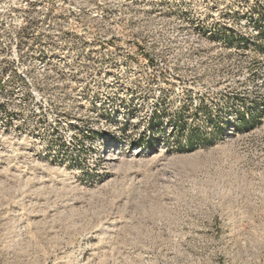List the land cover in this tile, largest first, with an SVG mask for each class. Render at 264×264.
Returning <instances> with one entry per match:
<instances>
[{"label":"rangeland","instance_id":"rangeland-1","mask_svg":"<svg viewBox=\"0 0 264 264\" xmlns=\"http://www.w3.org/2000/svg\"><path fill=\"white\" fill-rule=\"evenodd\" d=\"M0 264H264V0H0Z\"/></svg>","mask_w":264,"mask_h":264}]
</instances>
